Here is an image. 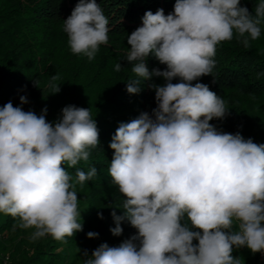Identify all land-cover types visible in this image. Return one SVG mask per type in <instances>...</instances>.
Returning a JSON list of instances; mask_svg holds the SVG:
<instances>
[{"label": "clouds", "instance_id": "clouds-1", "mask_svg": "<svg viewBox=\"0 0 264 264\" xmlns=\"http://www.w3.org/2000/svg\"><path fill=\"white\" fill-rule=\"evenodd\" d=\"M262 23L264 0L254 16L241 0H175L167 15L146 11L142 26L128 35L132 72L166 83L150 85L157 103L152 114L121 123L109 144V174L125 197L124 214L111 213L110 231L121 235L127 220L136 234L116 247L103 243L90 256L85 250L84 264H240L234 249L264 253V144L218 131L209 122L226 116L225 101L208 85L192 83L212 74L218 44L235 35L248 48ZM108 25L96 0H78L63 24L71 52L92 60L108 43ZM150 54L166 69L149 71ZM140 84L130 80L127 92L139 93ZM20 101L28 103L26 96ZM46 113L11 102L0 107V213L18 218L22 229L34 228V240L62 241L83 230L75 183L97 174L95 167L77 170L73 182L63 165L88 161L99 130L90 109L67 105L55 123Z\"/></svg>", "mask_w": 264, "mask_h": 264}, {"label": "trees", "instance_id": "trees-1", "mask_svg": "<svg viewBox=\"0 0 264 264\" xmlns=\"http://www.w3.org/2000/svg\"><path fill=\"white\" fill-rule=\"evenodd\" d=\"M96 2L109 20L108 43L100 45L95 57L89 60L83 54L71 52L67 33L63 31L64 20L78 0H0V107L11 102L14 107L29 110L31 105L41 104L47 109L53 108L58 120L65 106L83 108L86 104L85 109H90L96 121L100 144L89 149L88 161L82 160L75 167L66 163L63 166L73 182L77 170L87 173L91 167L97 169L91 180L82 185L75 183V191H87L92 196L97 192L96 199L101 201L103 215L101 219L91 210L80 214L83 230L62 241L46 235L26 245H11L23 229L18 226V218L0 213V250L10 256L8 264H84L81 261L87 251L84 244H90L92 250L87 251L90 256L103 243L116 247L136 234L137 230L127 220L121 222V235L114 236L110 231L116 226L111 213L114 210L118 216L124 214L125 197L109 174L114 155L109 144L121 123L130 122L143 112L151 115L157 107L155 91L150 85L163 86L166 81L156 76L142 80L132 72L133 64L126 60L131 47L127 37L142 26L146 11L155 13L163 9L167 15L173 11L175 0ZM260 2L241 0V6L247 7L254 16ZM260 27L259 39L250 41L248 48L235 35L231 41L218 44L212 74L192 83L208 85L225 101L226 116L209 122L218 131L239 132L245 139L252 138L253 142L264 144V23ZM117 63L122 66L119 72L115 71ZM145 63L149 71L166 69V65L160 64L152 54ZM135 79L141 80V90L130 94L127 85ZM178 82V78L172 80V83ZM53 84L59 86L58 93H52L50 85ZM21 96H26L28 103L21 105ZM233 112L240 115L241 120L233 119ZM183 222L191 227L187 217ZM90 231L98 233V237L89 239L87 233ZM232 254L240 259V264H264V253L261 257V253L254 254L247 247L234 249ZM0 264H3L1 258Z\"/></svg>", "mask_w": 264, "mask_h": 264}, {"label": "rangeland", "instance_id": "rangeland-1", "mask_svg": "<svg viewBox=\"0 0 264 264\" xmlns=\"http://www.w3.org/2000/svg\"><path fill=\"white\" fill-rule=\"evenodd\" d=\"M86 107V104L83 106V108ZM45 108V105H41V104H36V105H31V111H34L37 115H40L41 112H42V109ZM29 110H24V111H29ZM57 111V110H56ZM233 119H240V115H238L237 113H234L233 112V115L231 116ZM56 113L53 112V108L52 109H47V113H46V120L50 123H55L57 120H56ZM241 120V119H240ZM242 121H244L242 119ZM96 195H97V192H94V196L90 195L89 192L85 191V192H82L80 190H77V196H78V208L79 210L81 211L80 214H86V212L88 211H95V215L97 216L98 215V212H100L101 210V201L99 202L97 199H96ZM88 205H90L88 207ZM89 208L88 210L86 209ZM81 216V215H80ZM98 217V216H97ZM97 220L94 221V224H96ZM35 231L34 228H28V229H23V231L21 232V234L18 236V239H16L14 237V242L13 244L11 245H26L29 241H33L32 239V233ZM6 234H4V237L3 238H6ZM12 241V240H11ZM10 241V242H11ZM86 245L84 248L86 249L87 248V251H91L92 248L89 247V243L88 244H84ZM60 251V250H58ZM5 252H1L0 250V258L2 259L3 261V264H8L9 261H10V256L5 254ZM84 259H87L84 255H82L81 257V261L84 262L83 260ZM81 262V263H82Z\"/></svg>", "mask_w": 264, "mask_h": 264}, {"label": "built area", "instance_id": "built-area-1", "mask_svg": "<svg viewBox=\"0 0 264 264\" xmlns=\"http://www.w3.org/2000/svg\"><path fill=\"white\" fill-rule=\"evenodd\" d=\"M261 257H262V253H261Z\"/></svg>", "mask_w": 264, "mask_h": 264}]
</instances>
